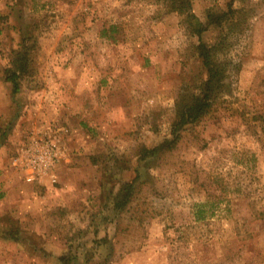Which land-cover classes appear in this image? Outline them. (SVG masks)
<instances>
[{
  "label": "rangeland",
  "instance_id": "1",
  "mask_svg": "<svg viewBox=\"0 0 264 264\" xmlns=\"http://www.w3.org/2000/svg\"><path fill=\"white\" fill-rule=\"evenodd\" d=\"M229 3L202 34L222 89L174 148L142 159L172 137L179 106L207 76L167 0H0V158L21 194L11 190L0 214L40 213L23 223L65 248L58 264H264V0L191 7L203 21ZM24 48L30 69L12 94L4 70ZM57 122L77 131L64 176L72 202L42 191L38 208L11 159L32 127ZM136 177L141 191L116 210L120 184ZM38 260L0 245V264Z\"/></svg>",
  "mask_w": 264,
  "mask_h": 264
},
{
  "label": "trees",
  "instance_id": "2",
  "mask_svg": "<svg viewBox=\"0 0 264 264\" xmlns=\"http://www.w3.org/2000/svg\"><path fill=\"white\" fill-rule=\"evenodd\" d=\"M167 3L171 10L179 14L181 17V24L186 26L191 35L197 37L194 48L196 54L202 59L203 65L206 67L207 76L199 85L198 92L188 100L183 101L179 106L177 120H175L171 129L172 137L154 146L151 150H143L141 155L142 159L156 152L162 154L174 148L180 138L178 131L186 124L197 120L207 113L214 101V96L223 86V76L221 75L219 64L213 57L212 47L202 40V34L222 24L232 10V3L228 4V9L226 11L215 12L208 10L203 21L199 20L192 12L191 0H167ZM30 64L31 60L28 56V50L24 48L15 53L10 61V65L5 68L4 79L11 84L12 94H16L19 91L17 79L28 72ZM142 184L143 182H140L137 177L129 182L121 183L114 195L113 207L120 211L125 209L141 191ZM201 212V208H198L196 213L199 215ZM103 242H106V239H104ZM62 256L63 255L59 257L61 262Z\"/></svg>",
  "mask_w": 264,
  "mask_h": 264
},
{
  "label": "crops",
  "instance_id": "3",
  "mask_svg": "<svg viewBox=\"0 0 264 264\" xmlns=\"http://www.w3.org/2000/svg\"><path fill=\"white\" fill-rule=\"evenodd\" d=\"M11 121L12 120H10V122ZM67 121H69V123H75V128H78L76 127V122L79 120H67ZM8 127H7L6 133H9L11 131V130H8ZM33 128H36V127L34 126L31 129ZM53 128L55 129L54 130L55 138L57 139L58 144L62 147L63 155H64V158L57 165L55 172H54V176L56 178L55 183L59 181V184L61 185V187L59 189L58 188L54 189L53 185L55 183H52L49 177L43 178L39 182H36V183L26 182L22 178L24 180L22 182L28 186H31L34 189L35 193H36L35 190H37L38 193L34 194L32 196L33 198L27 199V201L30 203H36L38 205V208H40L41 204L43 203L40 200V197L38 196V194L39 193L41 194L42 191L55 193V196L53 195L54 198H51V202H53L54 204H56L54 201L60 198L59 195H64L66 198V200L63 202L62 200H59L58 202L59 204L61 203V205L69 207L67 205H70L69 203L72 202L71 199L68 197L70 188L66 189L67 184L64 179V176L66 174V171L68 170L67 169L68 167L66 165L67 158H69L67 157L69 156L68 143H71L73 141L74 134L77 131L74 128L72 130L71 128H69L68 126H65L64 124L63 125L58 124V122H57V125L56 124L53 125ZM8 171H9L8 166H6L3 163L2 159L0 158V188H1L0 191L2 190L3 193L6 192L5 195H1L0 202H3L4 200L5 201L10 200V197L12 194L11 190L16 191L15 193H17L18 199H20L21 197V194L18 191V186L16 184V179L15 180L10 179L7 176L10 174V172ZM22 182L21 184L23 185ZM49 203L50 201L48 200L46 204H49ZM53 203H50L49 205ZM33 205L34 204H31V207H33ZM10 206L11 208L13 207L12 204ZM30 209H36V208H30ZM15 214L13 215L8 212L4 214L3 213L0 214V222H2L3 224L2 227H0V245H3V246L12 245V247H14V251L19 254L20 259H23V262H27L28 260L34 261L36 259L37 260L40 259L38 261L43 260L46 264H49V262L52 264L61 263L59 260V257L65 252V248H62L60 246L59 248L58 247L52 248L51 246H48L47 242L49 241L48 236L50 233H46V232L39 233V231H37L36 228L26 227V225H24L23 223L24 220H27L28 215L31 216V220L32 218H34L35 221H37L39 217H41V214L35 210H30V212H24L22 214H17V213ZM56 249H59V250L55 251ZM55 252H57V254Z\"/></svg>",
  "mask_w": 264,
  "mask_h": 264
},
{
  "label": "built area",
  "instance_id": "4",
  "mask_svg": "<svg viewBox=\"0 0 264 264\" xmlns=\"http://www.w3.org/2000/svg\"><path fill=\"white\" fill-rule=\"evenodd\" d=\"M54 130L51 124L31 129L12 156L13 167L26 182L36 183L46 177L56 182L54 172L64 155Z\"/></svg>",
  "mask_w": 264,
  "mask_h": 264
}]
</instances>
